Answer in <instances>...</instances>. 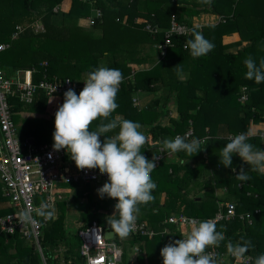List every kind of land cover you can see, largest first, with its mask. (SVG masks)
Segmentation results:
<instances>
[{"label":"trees","instance_id":"trees-1","mask_svg":"<svg viewBox=\"0 0 264 264\" xmlns=\"http://www.w3.org/2000/svg\"><path fill=\"white\" fill-rule=\"evenodd\" d=\"M66 2L69 9L64 11L61 6ZM95 9L101 17L92 26L82 25ZM205 13L218 16L217 21L193 27L192 19ZM172 16L191 30L189 35H173L172 45L161 54L155 46L163 43ZM37 23L42 25V32L35 31ZM146 25L160 30L150 34L144 30ZM193 31L201 32L214 44L207 55L194 58L185 47ZM233 34L239 40L225 43L224 38ZM0 43L8 45L0 51V70L6 77L34 70L33 82L82 81L86 73L101 66L121 70L118 108L109 119L121 116L141 124L140 131L147 137L141 152L148 159L163 148L166 138L185 136L188 131L191 138H208L196 155L177 152L174 160H162L151 173L157 185L152 192L154 200L139 205L136 221L152 229L153 237L130 233L121 238L113 232L106 217L115 211L114 199L106 195L101 198L97 192L105 181L59 185L63 196L84 200L80 228L96 221L105 232L114 233V242L122 249L118 264H129L128 250L134 246L140 252L135 257L137 264H163L161 249L170 241L185 238L171 218L206 221L219 210L225 211L228 203L234 205L235 216L216 222L225 240L207 251L216 252L220 264H233L235 258L227 251V244L242 243L243 238L253 245L243 257L249 259L248 264H255L264 254V174L251 171L238 155L232 157L229 168L219 158L220 149L230 142L229 135L248 134L252 125L264 124V83L246 79L243 62L249 55L257 65L264 59V0H212L211 5L202 0H0ZM179 64L183 78L173 69ZM81 91L75 92L79 95ZM241 96H245L244 101H240ZM49 102L50 97L42 91L33 95L30 104L19 101L15 87L7 95L9 114L21 142L32 139L34 148L53 145L55 115L48 120L42 117ZM63 102L64 96L60 106ZM100 122L94 121L92 130ZM247 142L264 149V140L257 136H250ZM240 168L249 171V181L235 178ZM70 189H74L71 194ZM54 207L51 220L43 222L44 217L35 213L41 222L39 243L45 263L84 264L77 231L65 229L67 200H56ZM14 211L0 179V219ZM0 264L43 262L31 241L16 233L0 232Z\"/></svg>","mask_w":264,"mask_h":264},{"label":"clouds","instance_id":"clouds-1","mask_svg":"<svg viewBox=\"0 0 264 264\" xmlns=\"http://www.w3.org/2000/svg\"><path fill=\"white\" fill-rule=\"evenodd\" d=\"M202 2L211 5L212 0ZM185 47L190 49L192 57L198 58L211 52L214 44L201 32L193 31V38L185 42ZM243 62L247 69L246 79L257 84L264 83V59L257 65L249 55ZM181 64L173 69L183 78ZM122 82L121 70L101 66L86 73L84 88L79 95L74 89H68L64 93L63 104L55 113L53 149H65L79 170L98 169L101 174L107 175L108 181L97 192L101 198L106 195L117 201L114 213L106 217V221L117 236L126 238L135 228L139 205L154 200L152 192L157 185L151 173L156 169L155 162L159 157L153 156L149 160L142 154L147 137L140 131V123L121 116L109 119L118 108L116 97ZM97 120L101 122L92 130L91 126ZM116 129H119L118 133L106 135ZM101 137H104L103 141ZM207 139L189 140L187 136L177 135L174 139H164L163 148L171 153L183 151L192 157L201 151L200 146ZM248 139L245 132L231 138L220 149V163L225 168L232 167V157L238 155L251 171L264 174V149L256 148L247 142ZM232 170L236 171L235 168ZM235 178L245 182L251 176L249 171L240 168ZM36 212L49 220L55 216L54 208L47 202H41ZM17 218L21 224L36 222L31 209L20 211ZM189 222L192 226L186 238L170 241L161 249L163 264H220L217 255L207 251L210 247H219L225 240L224 233L217 231L216 222L211 219ZM242 241L237 244L229 241L227 244V251L237 259L243 258L253 247L250 240L242 238ZM255 264H264V254L255 259Z\"/></svg>","mask_w":264,"mask_h":264},{"label":"built area","instance_id":"built-area-1","mask_svg":"<svg viewBox=\"0 0 264 264\" xmlns=\"http://www.w3.org/2000/svg\"><path fill=\"white\" fill-rule=\"evenodd\" d=\"M78 1L94 2V0ZM59 8L60 5L56 6L54 11H57ZM93 12V15L85 19L87 26H92L95 19L101 17V12L98 9H95ZM192 26L200 27L199 25H194V23H192ZM17 30H20V28H17ZM144 30L150 34H156L160 29L146 25ZM190 30L189 27L178 24L175 17L172 16L169 28L164 31L163 43L155 47L161 54H164L166 49L172 45L171 39L173 35H189ZM14 37H16V33L13 35ZM7 47L8 45L0 43V51L5 50ZM42 65H46V63L43 62ZM33 73L34 70H27L18 72L13 77H6L5 73L0 70V179L3 184L4 195L9 199L11 206L15 210L14 213L6 214L0 219V232L6 235L16 233L31 241L38 251L43 264H46L39 243L41 222L35 216L36 209L39 208L41 202H47L53 208L54 202L60 199L59 185L68 183L88 184L99 181L107 182L108 177L106 174H101L98 169H77L74 161L70 159L65 149L55 151L53 145L47 144L34 148L29 141L21 142L18 139L7 106V95L11 93L13 87H15L18 93L19 101L25 104H30L33 95L38 91L44 92L51 98L64 96V93L68 89H74L78 92L84 88L85 80L75 81L69 78L62 80L42 79L38 82H33ZM244 100L245 96H241L240 101ZM133 101L135 102V99ZM191 133V131H188L185 134L189 140L191 139ZM234 136L229 135L227 139L230 141ZM248 136H257L264 140V130L255 134L249 132ZM170 155V151L164 152L163 148L160 147L158 153L155 155V157H159L155 162L156 166ZM152 159L153 156L149 160ZM39 197L42 199L39 202L35 201ZM114 203L116 204L117 201L114 200ZM24 209L32 210L35 223H20L17 213ZM234 216V205L228 203L225 211L219 210L211 220L215 222L222 220L230 221ZM191 220L196 219L185 216L171 218V221L177 224L179 228L191 227L192 225L189 222ZM44 221H46L45 217L43 218ZM104 233L105 231L96 221H92L85 228L78 229L77 235L81 240L80 256L83 258L84 264H118L120 262L122 255L121 247L114 241L106 240ZM131 233L146 237H153L155 234L144 223H138L137 221ZM213 253L217 255L216 252ZM234 258L237 259L236 257ZM240 262L248 264L249 259L240 258Z\"/></svg>","mask_w":264,"mask_h":264},{"label":"crops","instance_id":"crops-1","mask_svg":"<svg viewBox=\"0 0 264 264\" xmlns=\"http://www.w3.org/2000/svg\"><path fill=\"white\" fill-rule=\"evenodd\" d=\"M62 9L64 10V11H67L68 9H69V3L68 2H66L65 4H63L62 6ZM199 20H198V19ZM194 17L193 18V20H195V21H198V24H199V22L200 23H202V24H212V23H215L216 21H217V18H218V16H216V15H213V14H210V13H205V14H201V15H199L198 17ZM216 18V19H215ZM208 19H210L211 21H208ZM213 20V21H212ZM203 21V22H202ZM194 23V22H193ZM39 25V26H38ZM199 25H201V24H199ZM35 31H37L38 29H42L43 30V28H42V25H40V23H37V24H35ZM239 40V36L237 35V34H233L232 36H227V37H225L224 38V42L225 43H229V42H236V41H238ZM16 75V74H15ZM14 75V76H15ZM63 96H61V97H58V96H55V97H51L50 98V102H49V104H48V106H47V108H46V113L42 116L43 118H45V119H50V117L51 116H53V115H55V113H56V111L58 110V107L60 106V102H61V98H62ZM55 99H58V103H51V101L52 100H55ZM51 104H52V107H51ZM175 113V112H174ZM25 116H33L32 114H29V113H25L24 114ZM171 115L173 116V117H175L176 116V114H175V116L171 113ZM260 128H262V129H264V124H261V125H259V126H255V125H252L251 126V131H250V133H252V134H255L256 133V131L258 130V129H260ZM174 158H175V153H171V155L169 156V157H167L166 159H172V160H174ZM165 159V160H166ZM59 190H61V189H59ZM64 194H62L61 192H60V199H58V200H61V199H63V197H65V196H63ZM53 208H54V206H53ZM54 210H55V208H54ZM174 218V217H173ZM80 229V228H79ZM181 229V231L183 232V234H184V236H185V238H186V236L189 234V232H190V229H191V227H181L180 228ZM78 231V230H77ZM233 264H240V259H235L234 260V262H233Z\"/></svg>","mask_w":264,"mask_h":264},{"label":"rangeland","instance_id":"rangeland-1","mask_svg":"<svg viewBox=\"0 0 264 264\" xmlns=\"http://www.w3.org/2000/svg\"><path fill=\"white\" fill-rule=\"evenodd\" d=\"M197 18V17H196ZM198 19V18H197ZM216 19V18H215ZM199 20V19H198ZM208 21H211L210 19H208ZM213 21V20H212ZM194 22V25H203L202 23L198 21H195L192 19V23ZM203 22V21H202ZM82 25H86V23L81 22ZM41 25V24H40ZM199 25V26H201ZM39 26V25H38ZM36 27L34 26V29ZM43 30L38 29L37 32H42ZM139 96V94H138ZM51 103H58V99L52 100ZM52 107V104H51ZM175 109L174 107H171V113L175 116ZM74 189H70L69 193L71 194V192ZM68 194V195H70ZM65 195V194H64ZM67 195V194H66ZM67 200V210H66V219H65V229L67 231L70 232H76L82 225H83V221L80 220L79 214L81 212H83V204H84V200L83 198L79 199V201H72L70 200L69 196L68 197H63ZM58 200V199H57ZM55 208V207H54ZM139 249L137 248V246H134L131 250H128V260H129V264H137L135 261V257L137 254H139ZM143 254V253H141ZM241 264V262H240Z\"/></svg>","mask_w":264,"mask_h":264},{"label":"water","instance_id":"water-1","mask_svg":"<svg viewBox=\"0 0 264 264\" xmlns=\"http://www.w3.org/2000/svg\"><path fill=\"white\" fill-rule=\"evenodd\" d=\"M29 143L32 144V139L29 140ZM104 238L106 240H109V241H114L115 237H114V233L113 232H105L104 233Z\"/></svg>","mask_w":264,"mask_h":264}]
</instances>
